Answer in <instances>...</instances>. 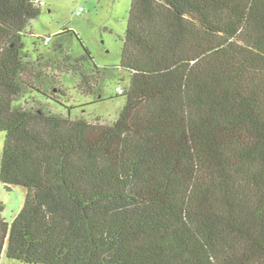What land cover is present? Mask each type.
<instances>
[{
  "label": "trees",
  "instance_id": "trees-1",
  "mask_svg": "<svg viewBox=\"0 0 264 264\" xmlns=\"http://www.w3.org/2000/svg\"><path fill=\"white\" fill-rule=\"evenodd\" d=\"M131 1L100 67L71 29L29 49L41 6L0 0V183L26 189L0 262L264 264V0ZM122 73L114 122L72 116Z\"/></svg>",
  "mask_w": 264,
  "mask_h": 264
},
{
  "label": "rangeland",
  "instance_id": "rangeland-1",
  "mask_svg": "<svg viewBox=\"0 0 264 264\" xmlns=\"http://www.w3.org/2000/svg\"><path fill=\"white\" fill-rule=\"evenodd\" d=\"M41 16L32 22V35L26 36L25 43L33 49L37 37H53L63 29L75 31L81 42L91 52L95 62L100 67H117L121 62L122 47L128 24L131 0H42ZM83 12L78 15V10ZM44 47L43 43H40ZM73 53L80 55L83 47L79 41L73 44ZM73 78L77 81V78ZM123 79V81L121 80ZM126 74L110 81L104 92V100L95 102L93 97H79L73 94V100L68 103L76 109L73 117H100L108 123L114 122L125 104V98L118 96V86L126 88ZM5 134L0 133V168ZM26 200V189L20 186L7 190L0 183V206L2 216L11 222L21 211ZM0 264H23L2 256Z\"/></svg>",
  "mask_w": 264,
  "mask_h": 264
},
{
  "label": "built area",
  "instance_id": "built-area-1",
  "mask_svg": "<svg viewBox=\"0 0 264 264\" xmlns=\"http://www.w3.org/2000/svg\"><path fill=\"white\" fill-rule=\"evenodd\" d=\"M35 4L39 5L41 7L45 5L44 1H42V0H35ZM82 12H83V9L80 8L78 10L77 14L80 15ZM50 41H51V37H47L46 38V43H49ZM116 92H117L118 95H123L124 94V89L122 87L118 86L116 88Z\"/></svg>",
  "mask_w": 264,
  "mask_h": 264
}]
</instances>
